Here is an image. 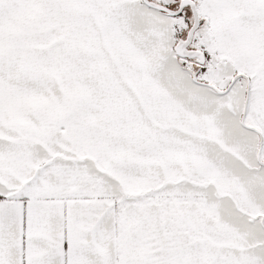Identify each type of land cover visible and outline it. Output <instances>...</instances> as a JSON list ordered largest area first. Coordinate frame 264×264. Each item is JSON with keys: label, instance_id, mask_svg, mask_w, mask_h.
<instances>
[{"label": "snow or ice", "instance_id": "snow-or-ice-1", "mask_svg": "<svg viewBox=\"0 0 264 264\" xmlns=\"http://www.w3.org/2000/svg\"><path fill=\"white\" fill-rule=\"evenodd\" d=\"M0 264H264V0H0Z\"/></svg>", "mask_w": 264, "mask_h": 264}]
</instances>
